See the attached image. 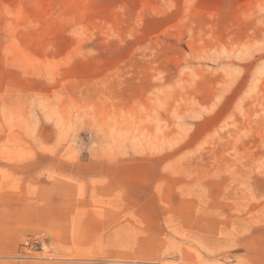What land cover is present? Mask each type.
Listing matches in <instances>:
<instances>
[{
	"label": "rangeland",
	"instance_id": "374dc122",
	"mask_svg": "<svg viewBox=\"0 0 264 264\" xmlns=\"http://www.w3.org/2000/svg\"><path fill=\"white\" fill-rule=\"evenodd\" d=\"M0 264H264V0H0Z\"/></svg>",
	"mask_w": 264,
	"mask_h": 264
}]
</instances>
